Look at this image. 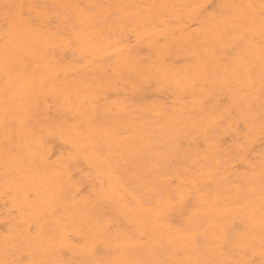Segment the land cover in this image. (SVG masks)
<instances>
[{
    "label": "snow or ice",
    "instance_id": "snow-or-ice-1",
    "mask_svg": "<svg viewBox=\"0 0 264 264\" xmlns=\"http://www.w3.org/2000/svg\"><path fill=\"white\" fill-rule=\"evenodd\" d=\"M0 199V264H264V0H0Z\"/></svg>",
    "mask_w": 264,
    "mask_h": 264
},
{
    "label": "bare ground",
    "instance_id": "bare-ground-1",
    "mask_svg": "<svg viewBox=\"0 0 264 264\" xmlns=\"http://www.w3.org/2000/svg\"><path fill=\"white\" fill-rule=\"evenodd\" d=\"M50 2H51V0H50ZM65 2H79V3L87 4V3H94V2H96V0H65ZM103 2L112 3V2H114V0H103ZM123 2L133 3V4H135V3L151 4V3H181V2H184V0H123ZM148 51L149 50H148L147 46H144L143 55L147 56ZM50 147H51V145H50ZM56 150L58 151V149H56ZM6 213H7V208L4 204V200L0 199V221L3 220Z\"/></svg>",
    "mask_w": 264,
    "mask_h": 264
}]
</instances>
